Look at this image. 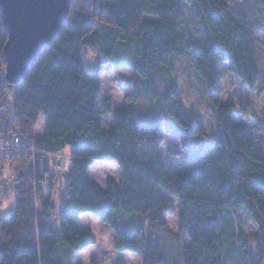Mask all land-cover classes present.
I'll return each mask as SVG.
<instances>
[{"label": "trees", "instance_id": "trees-1", "mask_svg": "<svg viewBox=\"0 0 264 264\" xmlns=\"http://www.w3.org/2000/svg\"><path fill=\"white\" fill-rule=\"evenodd\" d=\"M190 1L204 30L201 45L182 28L181 0H71L57 38L18 84L5 78L8 37L0 17V138L6 141L0 204L16 195L15 211L0 216V264H66L72 259L68 253L97 244L93 231L81 228L84 214L109 225L115 250L140 254L142 264H264V150L236 121L235 104L222 102L221 69L224 60L249 89L257 87V31L249 12L228 0ZM122 44L133 46L130 63L117 62ZM187 50L209 83L220 136L207 149L185 143V170L168 176L162 155L165 118L188 140L200 144L206 136L197 119H188L166 72ZM85 53L99 59L100 70L134 69L137 94L126 96L129 105L113 109L107 101L104 111L114 115L113 126L102 123L97 108L102 81L85 71ZM41 118L43 136L38 134ZM16 136L27 146L14 144ZM33 150L37 160L43 153L73 159L70 171L52 181L53 188L59 177L68 183L60 212L54 209V190L45 194L39 187L43 177L33 168ZM96 161L117 163L122 182L111 178L101 187L90 175ZM7 178L15 181L12 191L5 187ZM174 198L178 238L167 252L160 240L145 241L144 225L118 229L119 208L166 228ZM244 212L256 235L244 232Z\"/></svg>", "mask_w": 264, "mask_h": 264}, {"label": "rangeland", "instance_id": "rangeland-1", "mask_svg": "<svg viewBox=\"0 0 264 264\" xmlns=\"http://www.w3.org/2000/svg\"><path fill=\"white\" fill-rule=\"evenodd\" d=\"M228 2L235 8H245L251 15V20L256 28L259 39L258 61L260 78L257 87L251 90L243 80L230 71L229 63L221 60L223 75L222 102L235 104L239 111L235 115L236 121L245 124L249 134L257 139L259 147L264 150V0H228ZM180 12L183 30L190 31L194 41L201 45L204 38V30L199 23L190 0H181ZM132 47L131 44H122L119 47L118 56L116 57L119 64H123V62L130 63L133 60V54L131 52ZM101 61H105L104 56H101ZM83 66L86 72L100 75L102 91L97 108L102 112L101 120L104 127H108L109 125L113 126L116 122L114 115L105 113L104 111L107 108V101H111L113 109L129 105L126 96L129 94H137L134 81V69L130 66H121L109 71L100 70L99 59L89 53L83 54ZM166 72L169 74L172 87L179 92L182 108L188 119L190 121L197 119L205 128L206 133L202 143H195L185 138L182 134H179L175 128L178 125L165 118V126L162 130L165 134L162 153L167 174L171 176L174 173H181L186 167L184 144H195V146L199 148L204 147V149H207L219 138L220 126L216 111L208 98L209 83L199 74L192 50H187L183 55L175 56ZM10 100L11 97H9L11 106L12 103ZM39 126L43 129V121H41ZM41 127L38 134L41 133ZM5 145V139L0 138V157L4 155ZM100 164L101 163H95L93 170L96 171V168H102ZM105 165L111 166L110 164ZM104 170H106V168ZM107 171L112 172V174L114 173V171H110L109 169ZM64 180V178L59 177L57 184H55V188H53V190H55L53 195L55 212H60L63 206ZM10 191H12V189ZM15 207L16 195L12 194L6 196L0 204V216L7 217L11 215L15 211ZM178 210L179 203L177 199L174 198L173 211L167 218L168 225L166 228H160L156 224L147 223L139 218V227L144 225L145 232H147L145 241L160 240L163 243L165 252H167V250L170 249V242L176 241L178 238L176 234L178 230L176 212H178ZM116 211L117 217L121 216L117 221L119 230H133L138 227L135 219H129L134 217L133 214L125 213L121 208ZM88 216L93 218V222L89 221V217L86 216L80 221L81 228H91L99 239V243L98 245L95 244L91 246L90 249L75 252L74 259H66V264H73L75 261L76 264H142L140 254L117 252L114 249V232L111 227L91 214ZM241 220L243 230L246 234H257V227L247 213H242Z\"/></svg>", "mask_w": 264, "mask_h": 264}, {"label": "water", "instance_id": "water-1", "mask_svg": "<svg viewBox=\"0 0 264 264\" xmlns=\"http://www.w3.org/2000/svg\"><path fill=\"white\" fill-rule=\"evenodd\" d=\"M70 4L71 0H0L8 37L3 55L9 83L18 84L33 60L57 38Z\"/></svg>", "mask_w": 264, "mask_h": 264}, {"label": "built area", "instance_id": "built-area-1", "mask_svg": "<svg viewBox=\"0 0 264 264\" xmlns=\"http://www.w3.org/2000/svg\"><path fill=\"white\" fill-rule=\"evenodd\" d=\"M14 144L22 148L27 146L28 143L22 136H16L14 137ZM32 152L33 168L43 177V180L39 182V187L43 193L49 194L53 191V179L63 172L70 171L73 159L69 154L43 153L41 154L39 160H37L36 151L33 150ZM5 185L7 189H14L15 181L9 178L8 181H5Z\"/></svg>", "mask_w": 264, "mask_h": 264}, {"label": "crops", "instance_id": "crops-1", "mask_svg": "<svg viewBox=\"0 0 264 264\" xmlns=\"http://www.w3.org/2000/svg\"><path fill=\"white\" fill-rule=\"evenodd\" d=\"M41 121H43V129H42V127L41 126H39V130H40V127H41V135L43 136L44 134H45V120H44V118H41ZM41 121H40V124H41ZM162 155H163V153H162ZM164 159V158H163ZM95 163H101L100 165H101V167L102 168H106V170H104V169H102V168H99V169H97L96 168V171L95 170H93V168L95 167ZM164 163H165V160H164ZM105 164H110L111 166H107V165H105ZM166 166V165H165ZM186 168V167H185ZM185 168H184V170H185ZM110 170V171H114V173L112 174V172H109V171H107V170ZM183 172V171H182ZM114 175V176H112V175ZM115 174H116V176H115ZM90 175H91V177L96 181V182H98L99 183V185L101 186V187H103V188H106L107 187V180L108 179H111V178H113V179H115L116 181H118L119 183H121L122 182V174H121V171H120V168H119V165L117 164V163H115V162H107V161H97V162H94V164L91 166V168H90ZM64 182H65V188L63 189V196H64V193H65V191H66V189H67V185H68V183H67V180L65 179L64 180ZM55 191V190H54ZM55 193V192H54ZM54 195V194H53ZM60 195H61V193H60ZM63 201H64V197H63ZM177 213V215H178V212H176ZM89 214H84V215H82L81 216V218H80V221L84 218V217H89L88 216ZM134 217H131V218H129V219H135V221H137V223L139 224V215H133ZM168 216H169V214H167L165 217H166V220H167V218H168ZM129 217V216H128ZM89 219V221H91V222H93L92 221V219L93 218H88ZM86 222V221H85ZM81 223V222H80ZM87 223V222H86ZM136 223V222H135ZM136 223V224H137ZM88 224V223H87ZM89 229H91V228H89ZM92 230V229H91ZM93 233H94V231H93ZM94 235H95V233H94ZM95 238H96V241H97V245H98V243H99V239L97 238V236L95 235ZM97 245H96V247H97ZM87 249H90V247L89 248H87ZM115 249V248H114ZM68 254H70V255H72V258L74 259V253H68ZM75 261V260H74ZM73 264H76V261H75V263H73Z\"/></svg>", "mask_w": 264, "mask_h": 264}]
</instances>
